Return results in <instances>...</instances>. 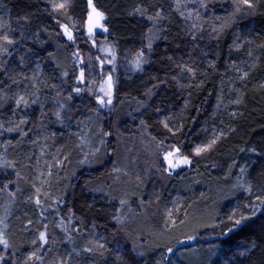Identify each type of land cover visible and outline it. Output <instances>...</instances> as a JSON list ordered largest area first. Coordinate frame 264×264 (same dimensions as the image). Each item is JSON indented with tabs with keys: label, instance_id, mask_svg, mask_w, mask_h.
<instances>
[{
	"label": "trees",
	"instance_id": "1",
	"mask_svg": "<svg viewBox=\"0 0 264 264\" xmlns=\"http://www.w3.org/2000/svg\"><path fill=\"white\" fill-rule=\"evenodd\" d=\"M249 3L91 0L90 44L89 0H0V264H264V0ZM176 148L189 163L169 174Z\"/></svg>",
	"mask_w": 264,
	"mask_h": 264
},
{
	"label": "rangeland",
	"instance_id": "2",
	"mask_svg": "<svg viewBox=\"0 0 264 264\" xmlns=\"http://www.w3.org/2000/svg\"><path fill=\"white\" fill-rule=\"evenodd\" d=\"M92 6H90L89 4V12L88 15L86 17L85 23H84V33L88 39V41L90 42V44H93V35L96 32H104L105 31V26H104V18L103 19H99L98 17L95 16V13H90L93 8L96 7L91 4ZM91 7V8H90ZM97 12L98 9L96 10ZM101 13V12H100ZM104 17V16H103ZM92 28V31L89 32V28ZM68 31H70L67 28ZM72 34V39H74V33L72 31H70ZM63 34L64 37L66 36L67 42L69 43H73V40H69L67 35H65V28H63ZM78 63H80V59L78 56H76ZM132 64V63H131ZM130 64V65H131ZM78 80L82 81V72L79 73L78 76ZM99 142V141H97ZM49 146L46 144L41 145L40 150L38 151V154H36V174H35V183L37 184L38 189L43 190L45 193L48 192L49 190V178H50V173L51 170L54 168V163L53 161H55L56 159V155H52L49 153L48 150ZM178 149V148H176ZM176 149H174L173 151H168L166 153H164L162 155V160H163V166H164V170L166 173H173L174 171H176L179 168H182L184 166H186L187 164H183V163H179V161L183 160V158H185L186 156H184L181 151L179 150V152H176ZM170 153H173V155H170ZM167 157V159L165 158ZM169 161H171L172 163L177 164L176 167H170ZM54 214V212H52V215ZM36 236L34 237L35 240ZM196 237H188L186 238L181 244H191L193 242L196 241ZM36 247H37V243ZM242 249L244 247H241ZM169 254V253H168Z\"/></svg>",
	"mask_w": 264,
	"mask_h": 264
},
{
	"label": "bare ground",
	"instance_id": "3",
	"mask_svg": "<svg viewBox=\"0 0 264 264\" xmlns=\"http://www.w3.org/2000/svg\"><path fill=\"white\" fill-rule=\"evenodd\" d=\"M192 3H193V2H192ZM44 4H46V3H44ZM191 5H192V4H191ZM49 6H50V5H49ZM49 6H48V7H49ZM91 6H92V5H91ZM90 8H91V7H90ZM96 10H97V9H96ZM44 14H45V13H44ZM45 15H46V14H45ZM87 15H88V14H87ZM5 16H6V14H5ZM12 21H13V20H12ZM14 21H15V20H14ZM49 21H50V20H49ZM15 22H16V21H15ZM15 22H14V23H15ZM16 25H17V27H19V24H16ZM47 25H48V24H47ZM10 26H11V25H10ZM13 27H14V26H13ZM34 27H35V26H34ZM73 27H74V26H73ZM15 28H16V27H15ZM67 28H68V27H67ZM15 30H16V29H15ZM17 30H18V29H17ZM72 30H73V29H72ZM11 31H12V30H11ZM70 31H71V30H70ZM70 31H69V32H70ZM16 32H18V31H16ZM62 33H63V32H62ZM10 34H11V33H10ZM13 34H14V33H13ZM15 34H16V33H15ZM19 34H20V33H19ZM19 34H18V35H19ZM23 34H24V33H23ZM25 34H26V33H25ZM63 35H64V34H63ZM8 36H9V34H8ZM22 36H23V35H22ZM27 36H28V35H27ZM14 37H15V36H14ZM28 37H29V36H28ZM65 37H66V36H65ZM74 37H75V36H74ZM20 39H21V38H20ZM20 39H19V40H20ZM16 40H17V39H16ZM72 40H73V39H72ZM23 41H25V40L23 39ZM27 41H28V40H27ZM29 41H30V40H29ZM29 41H28V42H29ZM75 41H76V40H75ZM73 42H74V40H73ZM14 43H15V42H14ZM24 43H26V42H24ZM30 43H31V45H33L32 42H30ZM66 43H67V42H66ZM7 44H8V43H7ZM75 44H76V43H75ZM12 45H13V42H12ZM12 45L10 44L9 46H12ZM25 45H26V44H25ZM148 45H149V44H148ZM26 46H28V45H26ZM149 46H151V44H150ZM74 47H75V46H74ZM0 48H1V47H0ZM3 48H4V49H7V48H5V47H2V49H3ZM8 48H9V47H8ZM19 48H20V47H19ZM17 49H18V47H17ZM149 49H150V48H149ZM147 50H148V49H147ZM147 50H146V51H147ZM148 51H150V50H148ZM88 65H89V64H88ZM122 75H123V74H122ZM125 76H127V75H125ZM119 79H120V78H119ZM28 80H29V79H28ZM28 80H27V81H28ZM20 82H21V81H20ZM29 83H30V81H29ZM29 83H28V84H29ZM28 84H27V85H28ZM28 86H29V88H31V87H30V84H29ZM114 86H115V85H114ZM112 88H113V87H112ZM115 89H117V88H115ZM9 90H10V89H9ZM29 90H30V89H29ZM64 90H66V89H64ZM47 91H48V90H47ZM66 91H67V90H66ZM90 91H91V90H90ZM113 91H114V90H113ZM115 91H117V90H115ZM120 91H121V90H120ZM28 92H29V91H28ZM44 92H45V91H44ZM63 92H64V91H63ZM74 92H75V91H74ZM78 92H79V91H78ZM88 92H89V90H88ZM88 92H86L85 94H88ZM122 92H123V91H122ZM45 93H46V92H45ZM67 93H68V92H67ZM26 94H27V93H26ZM63 94H64V93H63ZM68 94H69V93H68ZM68 94H67V95H68ZM79 94H81V93L79 92ZM90 94H92V93H90ZM116 94H117V93H116ZM76 95H78V94H76ZM83 95H84V94H83ZM119 95H120V94H119ZM119 95H118V96H119ZM45 96L47 97V95H45ZM80 96H82V95H80ZM86 96H87V95H86ZM88 96H89V94H88ZM69 97H70V96H69ZM83 97H84V96H83ZM89 97H90V99H91V96H89ZM122 97H124V96L122 95ZM25 98H26V97H25ZM67 98H68V97H67ZM81 98H82V97H81ZM84 98H85V97H84ZM84 98H83V100L87 99L88 97L85 98V99H84ZM120 99H121V98H120ZM18 100H19V99H18ZM42 100H43V99H42ZM47 100H48V99H47ZM68 100H69V99H68ZM78 100H79V99H78ZM122 100H123V99H122ZM71 101H72V99H71ZM76 101H77V100H76ZM80 101H81V100H80ZM24 102H26V100H25ZM44 102H45V101H44ZM67 102H68V101H67ZM81 102H84V101H81ZM81 102H79V103H81ZM90 102H91V101H90ZM34 103H35V102H33V104H34ZM46 103H47V101H46ZM61 103H63V102H61ZM84 103H85V102H84ZM84 103H83V105H85ZM86 103H87V101H86ZM29 104H30V102H29ZM31 104H32V102H31ZM33 104H32V105H33ZM65 104H66V103H65ZM65 104H64V105H65ZM74 104H75V102H74ZM74 104L71 105V106H74ZM44 105H45V104H44ZM47 105H48V104H47ZM68 105H69V104H68ZM16 106H18V105H16ZM29 106H30V105H29ZM75 106H76V105H75ZM79 106L81 107L82 105L80 104ZM111 106H112V105H111ZM22 107H23V104H22ZM27 107H28V106H27ZM30 107H31V106H30ZM30 107H28L29 110H30ZM47 107H48V106H47ZM65 107H66V106H65ZM84 107H85V106H84ZM92 107H93V106H92ZM92 107H91V108H92ZM98 107H99V106H98ZM113 107H114V106H113ZM44 108L46 109V107H44ZM75 108H77V107H75ZM81 108H82V107H81ZM91 108H90V109H91ZM96 108H97V107H96ZM102 108H103V107H102ZM45 109H44V110H45ZM77 109H78V108H77ZM82 109H83V108H82ZM99 109H101V108L99 107ZM16 110H17V109H16ZM26 110H27V109H26ZM31 110H32V108H31ZM78 110H80V109H78ZM84 110H85V109H84ZM102 110H103V109H102ZM27 111H28V110H27ZM72 111H74V110H72ZM85 111H86V110H85ZM88 111H89V109H87V114H88ZM91 111H92V110H91ZM95 111H97V110L95 109ZM25 112H26V111H25ZM29 112H30V111H29ZM56 112H57V111H56ZM66 112H67V110H66ZM93 112H94V111H92V113H93ZM98 112H99V111H98ZM98 112H97V114H98ZM107 112H108V111H106V113H107ZM27 113H28V112H27ZM46 113H47V112H46ZM49 113H51V112H49ZM63 113H64V112H63ZM72 113H73V112H72ZM83 113H85V112H83ZM104 113H105V112H104ZM33 114H34V113H33ZM47 114H48V113H47ZM79 114H80V113H79ZM93 114H94V113H93ZM97 114H96V115H97ZM35 115H36V114H35ZM48 115L50 116V114H48ZM52 115H53V114H52ZM63 115H66V114H63ZM69 115H71V116L74 117V114H73V115H72V114H69ZM75 115H76V114H75ZM46 116H47V115H46ZM79 116H80V115H79ZM83 116H85V115H83ZM83 116H82V117H83ZM86 116H87V115H86ZM34 117H35V119H36V116H34ZM63 117H64V116H63ZM67 117H68V116H67ZM69 117H70V116H69ZM76 117H78V116L76 115L75 118H76ZM80 117H81V116H80ZM82 117H81V118H82ZM55 118H56V117H55ZM78 118H79V117H78ZM81 118H80V119H81ZM58 119H59V118H58ZM60 119H61V117H60ZM65 119H66V118H65ZM70 119H71V117H70ZM72 119H73V118H72ZM52 120H53V119H52ZM73 120H74V119H73ZM82 120H83V119H82ZM58 121H59V120H58ZM58 121H56V122H58ZM63 121H64V120H63ZM77 121H79V120H76V122H77ZM50 122H51V121H50ZM59 122H60V121H59ZM74 122H75V121H74ZM74 122H73V123H74ZM76 122H75V123H76ZM80 122H81V121H80ZM80 122H79V124H80ZM66 123H67V121H66ZM70 123H72V122H70ZM79 124H78V122H77L76 126H77V125L79 126ZM51 125H52V123H51ZM54 127H57V126H54ZM54 127H53V128H54ZM70 127H71V126H70ZM93 127H94V126H93ZM57 128H58V127H57ZM77 128H78V127H76V129H77ZM79 128L81 129V127H79ZM58 129H59V128H58ZM59 131H60V130H59ZM71 131H72V130H71ZM78 131H79V130H78ZM63 132H64V131H63ZM57 133H58V132H57ZM72 133H73V131H72ZM81 133H83V132H81ZM67 134H68V133H67ZM76 134H79V133H76ZM93 134H94V133H93ZM84 135H85V134H84ZM59 136H61V133H60ZM67 136H68V135H67ZM79 136H80V134H79ZM65 137H66V136H65ZM80 137H81V136H80ZM84 137H86V135H85ZM109 137H110V136H109ZM66 138H67V137H66ZM82 138H83V137H82ZM82 138H81L80 140H82ZM86 138H87V137H86ZM86 138H85L84 143L87 141ZM109 139H110V138H109ZM76 140H77V139H76ZM83 140H84V139H83ZM107 140H108V139H107ZM110 140H111V139H110ZM77 141L81 143V141H79V140H77ZM105 141H106V140H105ZM74 142H75V141H74ZM80 143H78V145H79ZM103 143H104V141H103ZM85 144H86V143H85ZM97 144H98V143H97ZM97 144H95V145H97ZM99 144H100V143H99ZM106 144H108V143H106ZM106 144H105V145H106ZM169 144H170V143H169ZM76 145H77V144H76ZM80 145H81V144H80ZM101 145H102V144H101ZM101 145H100V146H101ZM158 145H159V144H158ZM72 146H73V145H72ZM83 146H84V145H83ZM83 146H82V147H83ZM171 146H172V145H171ZM93 147H94V146H93ZM98 147H99V146H98ZM102 147H104V146H102ZM107 147H108V146H107ZM111 147H112V146H111ZM165 147H166V146H165ZM167 147H168V146H167ZM76 148H78V147L76 146ZM80 148H81V146H80ZM91 148H92V147H91ZM170 148H171V147H170ZM170 148H169V149H170ZM81 149H84V148H81ZM81 149H80V150H81ZM93 149H94V148H93ZM104 149H106V148H104ZM107 149H108V148H107ZM164 149H166V148H164ZM164 149H163V150H164ZM171 149H172V148H171ZM109 151H111V150H109ZM113 151H114V150H113ZM164 152H165V150H164ZM170 152H171V151H170ZM161 153H162V152H161ZM85 163H86V162H85ZM85 163H84V164H85ZM5 179H6V178H5ZM5 179H4V180H5ZM1 181H2V180H1ZM1 181H0V182H1ZM6 181H7V179H6ZM6 181H4V183H5ZM7 182H8V181H7ZM9 182H10V180H9ZM1 184L4 186V185H9L10 183H7V184H6V183H5V184L1 183ZM2 185H1V186H2ZM3 188H5V187H3ZM13 196H14V195H13ZM57 227H58V226H57ZM55 229H56V228H55ZM187 249H189V248H187ZM187 249H186V250H187Z\"/></svg>",
	"mask_w": 264,
	"mask_h": 264
},
{
	"label": "snow or ice",
	"instance_id": "4",
	"mask_svg": "<svg viewBox=\"0 0 264 264\" xmlns=\"http://www.w3.org/2000/svg\"><path fill=\"white\" fill-rule=\"evenodd\" d=\"M243 2H244L245 4H248L249 7H251V4L249 3V0H243ZM89 4H90V6H91V0H89ZM63 7H64L63 4L54 5V8H57V9H58V8H63ZM93 13H95V16L98 17L99 19H103V18H104V17H103V13L97 12V11L95 10V8H93ZM159 15H160V13L158 12V13H157V16H159ZM150 19H151V17H150ZM91 31H92V28L90 27V28H89V32H91ZM65 35H67V37H68L69 40H71V39L73 38L71 32H69V31L67 30V28H65ZM3 39H4L5 41H7L8 43H12V41L9 40L7 36H4ZM5 51H6V49H5ZM137 67H139V62L137 63ZM188 71H191V69H188ZM109 79H111V78H109ZM22 100H23V97H21L20 100L17 101V104L19 105L20 102H21ZM109 102H110V101H109ZM25 103H26V102H25ZM101 103H103V101H101ZM22 122H23V121H22ZM8 130H9V131H12L13 129H8ZM212 143H215V140L212 141ZM207 147H211V144L208 145ZM204 150H206V149H205V148H199V147H198V148L196 149V153L199 154L200 152H202V151H204ZM176 152H179V149H176ZM170 155H173V153H170ZM165 158L167 159V157H165ZM179 163L188 164V163H189V159H188L187 157H185V158H183V160L179 161ZM169 164H170V167H173V168L177 166V164L172 163L171 161H169ZM37 203H39V201H37ZM240 222H241L240 220H237V221H236V224H239ZM44 238H45L44 233H41V234H40V239H41V240H44ZM0 244H4L5 246H7V241L3 239L2 234H0ZM169 251H171V249H169Z\"/></svg>",
	"mask_w": 264,
	"mask_h": 264
},
{
	"label": "water",
	"instance_id": "5",
	"mask_svg": "<svg viewBox=\"0 0 264 264\" xmlns=\"http://www.w3.org/2000/svg\"><path fill=\"white\" fill-rule=\"evenodd\" d=\"M90 13L92 14L93 13V10Z\"/></svg>",
	"mask_w": 264,
	"mask_h": 264
}]
</instances>
